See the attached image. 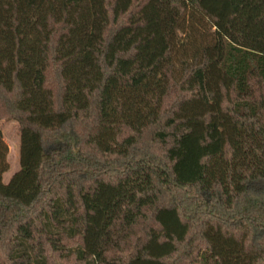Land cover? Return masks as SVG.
I'll return each mask as SVG.
<instances>
[{"label":"trees","instance_id":"16d2710c","mask_svg":"<svg viewBox=\"0 0 264 264\" xmlns=\"http://www.w3.org/2000/svg\"><path fill=\"white\" fill-rule=\"evenodd\" d=\"M0 264H264V0H0Z\"/></svg>","mask_w":264,"mask_h":264},{"label":"rangeland","instance_id":"374dc122","mask_svg":"<svg viewBox=\"0 0 264 264\" xmlns=\"http://www.w3.org/2000/svg\"><path fill=\"white\" fill-rule=\"evenodd\" d=\"M0 129L3 132L4 140L9 146V162L11 169L4 175V183H9L12 176L20 171V130L19 124L15 121L1 120Z\"/></svg>","mask_w":264,"mask_h":264}]
</instances>
